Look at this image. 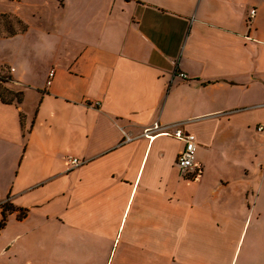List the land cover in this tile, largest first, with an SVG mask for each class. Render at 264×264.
Listing matches in <instances>:
<instances>
[{
    "label": "crops",
    "instance_id": "0c3cea01",
    "mask_svg": "<svg viewBox=\"0 0 264 264\" xmlns=\"http://www.w3.org/2000/svg\"><path fill=\"white\" fill-rule=\"evenodd\" d=\"M0 2V264H264V0Z\"/></svg>",
    "mask_w": 264,
    "mask_h": 264
},
{
    "label": "built area",
    "instance_id": "2783aa9c",
    "mask_svg": "<svg viewBox=\"0 0 264 264\" xmlns=\"http://www.w3.org/2000/svg\"><path fill=\"white\" fill-rule=\"evenodd\" d=\"M255 10H251L248 16V22L251 23L255 17ZM54 73L51 71L48 76V84L51 83V79ZM181 77L185 78L184 74H180ZM262 128L259 127L258 130ZM167 135L180 140L183 144L181 150L179 151L175 167L178 170L180 176L189 177L196 172V139L192 134H185L182 129L177 125L164 126L158 123L153 124L151 127L145 129L144 135L147 137L154 135ZM70 168L74 169L79 167L83 162L78 158L70 157L68 158ZM4 203L0 202V205Z\"/></svg>",
    "mask_w": 264,
    "mask_h": 264
},
{
    "label": "trees",
    "instance_id": "16d2710c",
    "mask_svg": "<svg viewBox=\"0 0 264 264\" xmlns=\"http://www.w3.org/2000/svg\"><path fill=\"white\" fill-rule=\"evenodd\" d=\"M1 17H4L8 20V22L6 23L5 27L6 26H9L10 27V19H9V16L7 15H1ZM15 22L20 26V31H24L25 30V26L21 23V21L19 20H15ZM16 33L15 30H7V34L6 35H14ZM2 71L5 70V73L7 70V68H0ZM12 81V78L11 76L8 74V72L6 74H1L0 73V100L5 103V104H12V103H16V104H19L21 103L22 101V98H23V93L21 91H18V92H14V91H11L10 89L6 88L4 86L5 83H8ZM13 208H11L9 205H5L3 206V219L2 221L0 222V227H3L4 225V221H5V215H6V212L7 211H12ZM19 218H22L23 217V212H21L18 216Z\"/></svg>",
    "mask_w": 264,
    "mask_h": 264
},
{
    "label": "rangeland",
    "instance_id": "374dc122",
    "mask_svg": "<svg viewBox=\"0 0 264 264\" xmlns=\"http://www.w3.org/2000/svg\"><path fill=\"white\" fill-rule=\"evenodd\" d=\"M42 3H46V4H52L54 3L56 0H40ZM4 4L6 3H2L0 2V9L3 8V6H5ZM10 21V27L6 26V23L8 22V20L4 17L0 16V36L1 35H6L7 34V30H15L16 32L20 29V26L18 24H16L12 19L9 20ZM3 74H6L5 71H2Z\"/></svg>",
    "mask_w": 264,
    "mask_h": 264
}]
</instances>
